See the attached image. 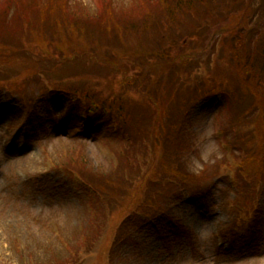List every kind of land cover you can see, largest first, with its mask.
<instances>
[{"label": "rangeland", "instance_id": "obj_1", "mask_svg": "<svg viewBox=\"0 0 264 264\" xmlns=\"http://www.w3.org/2000/svg\"><path fill=\"white\" fill-rule=\"evenodd\" d=\"M108 1L112 9L105 18L128 27V48L124 41L107 42L97 26L81 20L86 29L74 34L77 44H31L17 34L8 40L7 25L0 28V264H54L51 253L64 260L71 254L69 264H264V178L258 181L250 172L258 162H249L248 175L237 174L242 163L236 159L245 153L229 121L249 102L237 104L236 112L220 94L178 104L189 96L185 88L214 78L215 66L227 71L218 48L226 30L245 35L250 48V34L264 31V0L251 1L246 23L240 13L216 14L220 20L190 32L193 37L186 32L192 25L182 28L169 12L163 15V4L173 7L176 0ZM68 2L77 17L102 18L101 0ZM144 22L150 32L142 30ZM133 27H139L138 37ZM216 29L224 32L212 35ZM163 60L168 69L160 73ZM182 62L184 71H176ZM155 80L184 90L159 101L150 84ZM87 98L104 106L121 103L129 119L119 131L136 137L120 143L113 136L111 146L70 137L84 122L108 129L110 118L102 125L90 116L78 118L85 111L102 112ZM179 140L187 184L164 174L175 170L171 146ZM77 156L85 178L77 174ZM66 165L75 175H66ZM109 179L121 188V195L110 192L113 201L120 197L115 205L91 190H102ZM172 222L181 226V237L171 234Z\"/></svg>", "mask_w": 264, "mask_h": 264}, {"label": "trees", "instance_id": "obj_2", "mask_svg": "<svg viewBox=\"0 0 264 264\" xmlns=\"http://www.w3.org/2000/svg\"><path fill=\"white\" fill-rule=\"evenodd\" d=\"M68 1L70 0H4V2L0 4V28L2 27V25H7L6 31H4L3 36L6 34L7 36H9L8 40H12V37H15L16 34L18 36L21 35V39L23 41L31 44L34 43L35 40L39 42H65V44L71 42L73 44H77L76 41L73 40L74 34H78V32H82V29H86V26H82L79 23V20H81L83 22H89L91 27L97 26V32L102 34V37H104L107 42L114 41V44L122 45V42L124 41V44L125 46L127 45V48L130 46L131 39L128 40V38L126 39L124 37V33L126 32V29H128V27L125 26L124 23H120V20H118V18L115 19V21L114 18H112L110 15L107 17L111 20L105 21V19L107 18H105V15L107 13H110L112 9V7L110 6L111 4H109L108 0H101V2L103 3V8L100 14L102 15V18L104 17L105 19L101 18L100 20L95 17H90L88 19L77 17L75 6H70ZM176 1L177 2L173 7H169L163 4L164 8L166 9L165 12H163V15H166V13L169 12L168 16L170 17L168 18L170 19V21L174 22L176 25H182V28H184L186 25H188L189 27L190 25H192L191 30L186 31L187 34H192L195 33V31H199L200 26H211L215 22H218L220 19L216 18V14L222 13L226 15H232L233 13H240L238 14L240 22L248 21V16L251 15L250 6L252 0ZM199 8L204 9V11L199 12V10H197L199 12L198 13L196 9ZM9 13H13V24H11L10 22V25L8 22L9 18L11 17L9 16ZM189 18L191 21H189ZM123 20L125 21V18ZM192 21L194 22L193 24ZM143 24L145 26H143L144 29L142 30L145 32H150L151 28L149 27L147 22H144ZM133 29L135 31V36L138 37V34L140 33L139 27H133L132 30ZM186 32L184 34H186ZM220 32H224L223 29H216V31L212 35L217 36V34H219ZM260 32H256L254 36L252 33L250 34L251 39L249 48L245 41V35L234 31V29L226 30L225 33L227 34V37L224 40V34L222 35V39L219 41L218 48H220L221 53L224 54V57L222 55L221 59H225L226 66L223 67V69H227V71L225 72L222 70L221 73V69L215 66L213 68L214 78L211 81H200L195 82L194 84L192 83L191 89L185 88L189 89V96H187L185 100H181L178 102V104L180 105H183L187 101V104H190L193 101H196L197 98H201L202 96L205 97L209 95L220 94L226 98L225 100H227L228 106H230L232 111L235 112V106L237 104L242 103V105H244L246 102H249L247 109H244V107L243 109H239L240 111L237 113V115L232 116L231 120L229 121L233 125L232 130H234L235 134L238 131L240 136V140L236 143V145L239 146L238 148L241 150V152L245 153V158L240 160L238 157L236 159V161H241L242 163V165L237 168V172H239L237 174L239 175L245 172L248 175V173L253 170L252 173L254 177L258 179V181H261L264 178V41H258L260 34H262L264 31ZM194 35L195 34L189 36L193 37ZM120 37H122L123 39H121ZM141 47H143V45H141ZM145 50L148 53L152 52V50L148 51L147 47H145ZM143 54L144 53L141 54L142 57H145L146 55ZM164 63L158 66V70L160 73L168 69V64L166 63V61H164ZM230 67L234 68L233 75L231 74L232 68ZM183 69L184 68L182 62L180 63L179 69L176 71H184ZM150 82L151 85L157 87V96L155 97L157 100L159 99V101L161 100L162 96H172L173 94H175V97L178 96L177 94H179L180 91L184 90L178 89L174 91V88H172L171 90L170 87L163 85L162 82L157 80ZM172 91H174L175 93ZM188 97H190V99H188ZM86 100L89 101L90 106H95L102 112H100L98 116L94 115L97 112L85 111L83 116L88 120L91 117L90 120H93L95 123L99 122L101 125L103 124L104 120L109 121L110 118L108 129L102 132V127L104 129V126H99L101 129H98L96 125H94V127L86 122L87 124L82 123L80 127L85 128V130L77 127V130L72 135H70V137H75L76 139H82L85 141H87L88 137H90L91 140H103L105 144L108 143L110 146L112 144L110 138H112L113 136L122 138V140H120V143L126 140H130L129 136L132 138V140L134 139L133 136L136 137L135 133L134 135L128 134L129 132H126L124 129H120L119 131V128H123V125L125 124V122L127 123V119H129V117L127 118V109L123 108V105H121V103L118 104V102H113L109 103V105L104 106L103 103H99L93 98H87ZM242 101H245V103L243 104ZM253 115H255V119L251 121L250 125L247 123V119ZM237 123L240 125V127ZM71 128H68V130L65 132L69 134ZM177 131L179 130H176L175 132ZM123 133H125V136L121 137ZM82 136L86 137L82 138ZM255 138L258 139L256 140V146L254 145L253 141ZM180 141L181 140L171 146V154L173 155L177 163L175 167L172 168L175 170L166 171L164 172V174L166 176H171L173 179H170L171 181L187 184L190 182V180L187 177V174L183 170L181 171V167H179L180 162H183L182 152L185 148V146H182V142ZM130 142H126L125 144L129 145ZM122 155L123 158L128 160L127 148L122 149ZM76 160H78L77 163H79V160L80 163H82L79 170L76 171L80 178H83L84 176L82 174L83 170L85 169V164L83 160L79 158V156L76 157ZM249 162H258L255 163L256 166L251 169L250 172L248 171ZM77 163L76 165L78 167ZM64 168L66 175H72L74 173L72 169H69L67 165ZM242 175H240V177H242ZM157 177H159L158 179H164V177H162L161 175H158ZM91 188L92 191L96 192L98 198H100L102 201L105 200L108 205H113L116 200L120 199V197L117 196V199L113 201L111 197L112 194L110 192L112 191L115 192L116 195H121L119 193L121 188L119 189L115 187V184H113V180L109 179V182L104 183L102 190L98 187L96 188L93 185L91 186ZM116 204L120 205V203L117 202ZM180 228L181 226L178 224L173 226V228L171 229L172 235H174L175 237L178 236V238L181 237L183 234V230H181ZM16 250L18 252L17 248ZM70 255L69 258L64 260V256L62 257L60 255H57L56 253H51V258L55 262L54 264H69L71 261Z\"/></svg>", "mask_w": 264, "mask_h": 264}]
</instances>
